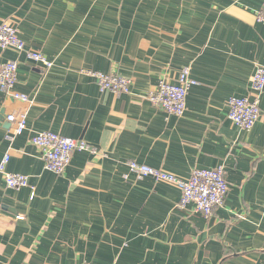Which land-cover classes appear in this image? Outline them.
Here are the masks:
<instances>
[{"label": "crops", "instance_id": "1", "mask_svg": "<svg viewBox=\"0 0 264 264\" xmlns=\"http://www.w3.org/2000/svg\"><path fill=\"white\" fill-rule=\"evenodd\" d=\"M264 0H0L25 53L14 90L0 91V165L28 186L6 187L0 174V264H264V92L250 131L227 119L230 97L254 99L250 80L264 64ZM190 68L196 82L181 117L147 101L160 79ZM87 71L132 80L131 94L100 92ZM26 130L12 141L18 118ZM42 131L83 141L56 175L31 137ZM135 161L186 179L193 169L224 168L228 193L210 219L180 192L137 179ZM127 179H124V176ZM18 217H21L18 219Z\"/></svg>", "mask_w": 264, "mask_h": 264}, {"label": "built area", "instance_id": "2", "mask_svg": "<svg viewBox=\"0 0 264 264\" xmlns=\"http://www.w3.org/2000/svg\"><path fill=\"white\" fill-rule=\"evenodd\" d=\"M257 21L264 25V8L258 12ZM10 48L25 53L29 61L38 63L46 70L53 66L42 54L26 51L15 24L11 21H4L0 23V49L4 51ZM87 75L94 80L100 92L110 91L120 95L131 94L132 80L128 77L95 71H87ZM16 82L17 62L0 63V91L17 101L28 102L26 95L14 90ZM194 85L196 82L190 76V68L184 67L179 71L174 83L160 79L155 88L147 94L146 99L166 114L181 117L185 113L188 91ZM250 87L252 91L256 92V98L230 97L227 100V119L240 130L247 132L253 128L259 119L258 99L260 94L264 92V64L255 65ZM25 130L26 116L22 114L18 118L12 133L7 134L5 138L12 141L14 137L21 135ZM31 143L41 152L45 169L56 175L62 174L68 167L75 151L95 153V149L83 141H76L49 131L35 133L31 137ZM7 160L8 157H5L0 165V174L3 175L6 187L14 190L27 187L28 178L25 175L3 171ZM127 166L129 172L135 175L137 179L151 178L175 187L181 194L177 208L184 211L191 205L193 213L205 219L214 216L215 211L223 205L228 193V185L222 166L214 169H193L186 179L178 178L163 170L138 164L135 161L128 162ZM123 178L127 179V176L125 175ZM20 218L18 217V219Z\"/></svg>", "mask_w": 264, "mask_h": 264}]
</instances>
